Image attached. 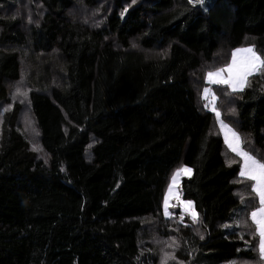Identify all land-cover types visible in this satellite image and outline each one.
Returning <instances> with one entry per match:
<instances>
[{
	"label": "trees",
	"instance_id": "trees-1",
	"mask_svg": "<svg viewBox=\"0 0 264 264\" xmlns=\"http://www.w3.org/2000/svg\"><path fill=\"white\" fill-rule=\"evenodd\" d=\"M248 46L264 60V0H0V264H264L218 122L264 163V66L212 85L215 113L201 100ZM178 164L196 230L162 208Z\"/></svg>",
	"mask_w": 264,
	"mask_h": 264
},
{
	"label": "rangeland",
	"instance_id": "rangeland-1",
	"mask_svg": "<svg viewBox=\"0 0 264 264\" xmlns=\"http://www.w3.org/2000/svg\"><path fill=\"white\" fill-rule=\"evenodd\" d=\"M211 0H205V2L209 3ZM29 12H30V9L29 8H19L18 9V17L20 18V20L26 25H31L33 24L31 22V24H29V22L27 21V19H25V17L27 18H30L31 16H29ZM248 48H251L253 50V52L255 53V55L257 57L260 58L259 54L254 50L253 47L251 46H248V47H243V48H239V49H248ZM238 49L232 51L231 53V59L230 61L228 62V64L223 67V69H228L229 66H232L233 65V53L236 52L237 55H236V64L235 66L232 68V71L231 73L229 71H224L223 73H221V76L220 77H214L213 79H223V80H227L228 82L227 83H211L209 81V78H208V73H207V76H206V82L208 84V86L205 88L208 91V98L206 99L205 98V90L202 91V94H201V100L204 104V106H206L207 104L209 105V108H207L206 110L208 112H211V113H215V101H214V107H213V102H212V96L214 95L212 92H211V86L212 85H216V84H226L232 91H241L244 87H245V83H246V80L248 77L256 74L260 68V64L258 62L255 63L254 66H252L251 68V71L249 72V74L247 75H244V69H245V58L247 57H250L251 56V53H246V52H237ZM261 60V58H260ZM220 69L218 70H215L213 72H217L219 71ZM233 84L236 85V89L233 90ZM219 122V128H220V131L222 133V136H223V142L226 146V148L232 152L233 154H235L241 161V164H240V172L244 166V160L241 156L237 155L236 153H234L233 151H231L228 147V143L226 141V129L222 127V124H221V120H218ZM20 125H21V128H20V131H22V127L24 128H29V133L32 140L34 141V145H32V150L37 154L38 157L41 156L40 154V151H39V145H38V141H37V138L35 137L36 136V129L35 128H32L31 125H29V121L26 120V119H23L21 120L20 122ZM223 125H226L227 128L231 129L232 131H234L237 135L238 133L233 130L229 125L225 124L223 122ZM239 136V135H238ZM240 138V137H239ZM227 139L228 140H231L232 137H231V134L228 133L227 134ZM240 147H241V144H240ZM242 149V147H241ZM243 150V149H242ZM244 151V150H243ZM255 159V158H254ZM188 168V169H191L183 164H178L177 166H175L172 171L170 172L169 176H168V179L165 183V187H164V191H163V197H162V208H163V211L165 212V215L168 219H172V217L175 215L176 211L179 209L180 213H179V216L181 218H184V220L186 221V224L187 225H194L193 229L196 230V225L198 223V215L196 213V211L194 210V207H193V203L191 202V208H188L187 207V204L189 201H184L180 198V183H181V180L182 178L184 177H189L190 174H191V171L190 173H182L180 175V177L178 178V183L173 185V182H172V177L174 176V174L177 172L178 169L180 168ZM253 181V180H251ZM254 185H255V181H253ZM171 187V192H169V188ZM257 195V194H256ZM258 197V196H257ZM258 201H259V197H258ZM166 202H167V207H166ZM259 207H260V202H259ZM258 207V208H259ZM239 208H236V209H233L228 217L226 218V220H224L223 222H220V223H217V227L219 229H221L223 232L225 233H230V232H234L236 231V228H237V224H238V214H239ZM257 210V209H256ZM195 212L196 216H197V220L194 222L192 220V216H191V213L192 212ZM252 220V218H251ZM253 221V220H252ZM255 224V223H254ZM256 226V224H255ZM257 228V227H256ZM259 235V233H258ZM259 242H260V236H259ZM257 252L259 253V255L261 256V252H260V247H259V244L257 246ZM262 257V256H261ZM236 261L235 259H232V260H229V261H226L222 264H229L230 262H234ZM235 263V262H234ZM236 264H251V262H247V261H237Z\"/></svg>",
	"mask_w": 264,
	"mask_h": 264
},
{
	"label": "snow or ice",
	"instance_id": "snow-or-ice-1",
	"mask_svg": "<svg viewBox=\"0 0 264 264\" xmlns=\"http://www.w3.org/2000/svg\"><path fill=\"white\" fill-rule=\"evenodd\" d=\"M190 3H202L203 0H189ZM237 52H246V53H251L250 57L245 58V69H244V75L249 74L251 71L252 66L255 65L256 62H258L261 66H264V60H260L259 57L255 55L253 50L251 48L248 49H238ZM236 55L237 53H233V65L229 66L228 69H220L217 72H209L208 73V78L211 83H227V80L223 79H213L214 77H220L221 73L224 71H229L231 73L232 68L236 64ZM233 90L236 89V85L233 84ZM208 91L205 89V98H208ZM216 97L215 95L212 96V102H213V107H214V101ZM217 117H219L220 113L217 112ZM222 127L226 129V141L228 143V147L231 151L236 153L237 155L241 156L244 160V166L240 172L241 177H245L248 180H253L255 181V185L252 188V191L257 194L259 197V202H260V207L251 213V218L253 222L256 224L257 227V232L259 233L260 236V242H259V247H260V252L262 258H264V163H261L254 159L251 155H249L246 151H243L240 147L241 141L239 136L232 131L231 129L227 128L226 125H223V122H221ZM230 133L232 139L228 140L227 139V134ZM191 169L188 168H180L177 170V172L174 174L172 177V182L173 185L178 183V178L182 173H190ZM171 187L169 188V192H171ZM191 201L188 202L187 207L191 208ZM166 207H167V202H166ZM192 220L195 222L197 220V216L195 212L193 211L191 213ZM183 219V218H181Z\"/></svg>",
	"mask_w": 264,
	"mask_h": 264
},
{
	"label": "clouds",
	"instance_id": "clouds-1",
	"mask_svg": "<svg viewBox=\"0 0 264 264\" xmlns=\"http://www.w3.org/2000/svg\"><path fill=\"white\" fill-rule=\"evenodd\" d=\"M206 107L209 108V105L207 104Z\"/></svg>",
	"mask_w": 264,
	"mask_h": 264
}]
</instances>
